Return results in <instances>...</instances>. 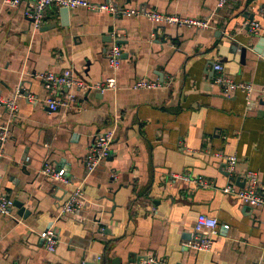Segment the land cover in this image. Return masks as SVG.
Masks as SVG:
<instances>
[{
    "label": "crops",
    "instance_id": "crops-1",
    "mask_svg": "<svg viewBox=\"0 0 264 264\" xmlns=\"http://www.w3.org/2000/svg\"><path fill=\"white\" fill-rule=\"evenodd\" d=\"M32 1L12 8L0 0V101L19 104L0 155V191L28 211L20 216L16 208V220L0 215V264H132L152 257L168 264H264V208L222 192L243 183L249 170L264 188V0H228L221 8L220 0H111L210 18L205 31L84 8L71 10L63 25L56 7L43 26L55 27L36 30L24 15ZM252 21L261 26L257 36L246 26ZM113 44L123 51L116 73L107 60ZM216 63L236 82L254 86L250 102L214 84ZM66 69L89 85L115 75L118 89H70L76 109L53 112L37 75ZM141 80L162 86L134 90ZM18 87L23 96L17 98ZM7 119L0 106V125ZM115 126L111 157L89 173L95 135ZM231 155L239 159L233 180L224 170ZM47 164L65 169L69 184L45 177ZM182 177L204 178L210 187ZM80 185L84 209L61 215ZM200 214L221 225L210 253L182 246ZM49 227L57 232L54 253L39 235Z\"/></svg>",
    "mask_w": 264,
    "mask_h": 264
},
{
    "label": "built area",
    "instance_id": "built-area-1",
    "mask_svg": "<svg viewBox=\"0 0 264 264\" xmlns=\"http://www.w3.org/2000/svg\"><path fill=\"white\" fill-rule=\"evenodd\" d=\"M6 3L12 7L17 8L23 0H5ZM228 0H220L218 7H223ZM51 7L67 8L69 11L80 8L87 9L89 11L97 12H109L114 17H146L150 22L156 25H164L171 27H186L189 29H195L197 31H205L212 27V21L210 18L201 19L187 17L177 14H166L157 11H146L144 9H129L115 6L111 0H107L104 3H93L88 0H33L32 3L26 8L24 15L32 22L33 27L36 30L41 29L46 24L47 10ZM248 27L252 35H258L261 30V26L257 22H247ZM123 58V51L118 44H113L107 53V60L110 68L116 73L120 67ZM214 70L218 73V76L214 80V84L220 87L227 95L232 93H242L246 100L250 102L252 94L255 92V88L250 83H239L231 77L225 74V67L221 63L214 65ZM37 78L43 83L47 92L45 99L46 105L53 112L64 110L76 109L75 95L68 91L73 88L83 89H97L102 93L108 90L115 91L118 89V80L115 75L109 77L101 83L95 85H89L84 81L78 79L75 73L71 69H66L60 73L55 71H44L37 75ZM162 86L160 81L141 80L134 83L132 88L134 90L152 89ZM67 91V92H64ZM264 99V89L260 91ZM16 96L22 97L23 91L21 87L16 90ZM29 98V97H28ZM0 106H4L8 113V119L2 125H0V155L4 154V148L9 141L11 135L12 123L18 118L19 104L18 99L13 100H1ZM116 139V126L112 129L98 132L94 141L89 149V153L86 157V166L89 173L95 171L99 166L106 162L112 155V145ZM238 157L231 155L225 157L224 170L229 177L234 178L236 175V166L238 163ZM42 174L54 181L63 182L69 184V180L66 176L65 169H55L49 164L45 165L42 170ZM182 179L194 183L199 187H210V183L204 178H197L190 180L189 177H182ZM245 181L243 187L231 182L229 185L222 189V192L226 195L234 197L237 201L251 208H264V188L259 181L258 173L255 171H247L241 178ZM85 207L84 201V187L80 185L76 187L70 194L69 198L63 204L61 209V215H78ZM15 200L8 194L0 191V215L5 218L13 220L18 219L16 215ZM220 223L215 217L200 214L194 226L193 237L189 241L183 242V248L185 250L210 253L214 246L215 239L220 235ZM225 229H229L228 225L224 226ZM40 238L44 243V247L47 251L54 253L58 246L57 232L53 227L42 231ZM132 264H168L165 259L162 258H148L147 260L137 259ZM260 264V263H253Z\"/></svg>",
    "mask_w": 264,
    "mask_h": 264
},
{
    "label": "water",
    "instance_id": "water-1",
    "mask_svg": "<svg viewBox=\"0 0 264 264\" xmlns=\"http://www.w3.org/2000/svg\"><path fill=\"white\" fill-rule=\"evenodd\" d=\"M60 13H61V18H62L63 25L64 24L68 25V19H69L70 11L67 8H60ZM251 20H253L252 17H251ZM54 27H55V25H53V27L46 26V27H43V29L47 30V29H52ZM233 179L234 178H231V180H233ZM236 182L241 187H243L244 184H245V181H243V183H240V179H238ZM15 207L19 210V215L20 216L28 214V211H26V209L24 208L23 203L15 201Z\"/></svg>",
    "mask_w": 264,
    "mask_h": 264
}]
</instances>
